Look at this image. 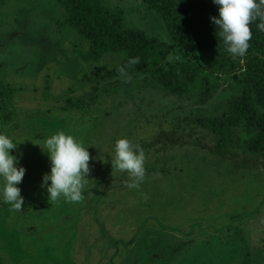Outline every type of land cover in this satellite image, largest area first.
Masks as SVG:
<instances>
[{
    "label": "rangeland",
    "instance_id": "1",
    "mask_svg": "<svg viewBox=\"0 0 264 264\" xmlns=\"http://www.w3.org/2000/svg\"><path fill=\"white\" fill-rule=\"evenodd\" d=\"M200 1L219 15L213 0ZM109 4L125 11L129 27L176 44L142 0ZM97 55L59 0H0V79L17 89L0 106V133L22 142L12 154L27 170L18 185L22 209L0 200L4 264H264L263 154L252 149L260 130L239 117L230 129L240 142L225 159L212 152L219 136L197 122L233 116L245 93L258 98L248 74L198 69L180 94L136 67L127 80L108 75L127 52ZM167 60L199 66L181 45ZM253 109L264 114L263 105ZM58 132L79 139L93 157L78 203L50 201L41 187L51 161L35 143ZM120 138L145 152L146 175L136 188L111 163Z\"/></svg>",
    "mask_w": 264,
    "mask_h": 264
},
{
    "label": "trees",
    "instance_id": "2",
    "mask_svg": "<svg viewBox=\"0 0 264 264\" xmlns=\"http://www.w3.org/2000/svg\"><path fill=\"white\" fill-rule=\"evenodd\" d=\"M59 1L69 24L91 41L98 57L107 52L128 53L120 66L107 72L110 76L118 74L117 69L127 65L130 59L139 58V63L128 66V69L136 67L140 72L152 73L171 92L184 94L190 90L198 69L235 76L245 71L248 74L246 80L258 98L253 99L245 93L236 103L233 116L209 118L202 115L197 122L219 136L212 147L213 154L228 159L232 154L231 149L240 142L239 138L233 136L230 125H236L239 117H244L260 130L252 149L263 154L264 165V114L253 109L257 104L264 106V30L258 27L259 20L250 25L252 39L247 54L242 58H233L225 50L217 26L211 22L210 18L217 16L214 6L200 0H142L161 15L176 43L172 45L161 43L143 30L129 27L125 11L112 9L109 0ZM180 45L197 54L198 67L190 62L172 64L167 60L170 52ZM85 57L93 59L91 55ZM16 93V88L4 85L0 79V106L10 105ZM246 162L236 165L243 168ZM0 264H4L1 255Z\"/></svg>",
    "mask_w": 264,
    "mask_h": 264
},
{
    "label": "clouds",
    "instance_id": "3",
    "mask_svg": "<svg viewBox=\"0 0 264 264\" xmlns=\"http://www.w3.org/2000/svg\"><path fill=\"white\" fill-rule=\"evenodd\" d=\"M213 3L218 6L219 15L210 19L219 30L218 35L225 50L233 58L244 57L252 39L250 25L259 20L258 27L264 30V0H213ZM138 63L139 58H132L117 71L127 80L128 66ZM20 143L0 133V200L17 211L24 205V197L18 185L22 183L27 171L25 167L19 166V158L12 154V150ZM35 144L42 147L51 161L50 173L43 176L41 184L42 188H46L49 200L58 201L63 198L71 203L80 202L88 181L89 162L93 159L88 146L65 132L51 135L43 145ZM145 161V152L140 144L128 138L115 141L111 163L115 171L128 174L131 180L128 187L136 188L145 179Z\"/></svg>",
    "mask_w": 264,
    "mask_h": 264
}]
</instances>
